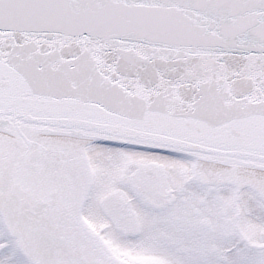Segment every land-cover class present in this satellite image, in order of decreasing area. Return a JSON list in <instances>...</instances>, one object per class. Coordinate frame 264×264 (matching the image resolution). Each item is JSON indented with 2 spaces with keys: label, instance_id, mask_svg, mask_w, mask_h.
I'll use <instances>...</instances> for the list:
<instances>
[{
  "label": "snow or ice",
  "instance_id": "1",
  "mask_svg": "<svg viewBox=\"0 0 264 264\" xmlns=\"http://www.w3.org/2000/svg\"><path fill=\"white\" fill-rule=\"evenodd\" d=\"M0 264H264V0H0Z\"/></svg>",
  "mask_w": 264,
  "mask_h": 264
}]
</instances>
